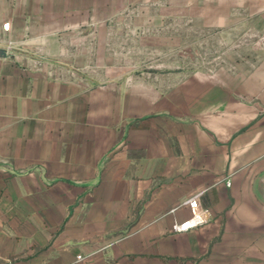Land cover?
<instances>
[{
    "label": "crops",
    "instance_id": "obj_1",
    "mask_svg": "<svg viewBox=\"0 0 264 264\" xmlns=\"http://www.w3.org/2000/svg\"><path fill=\"white\" fill-rule=\"evenodd\" d=\"M103 2L0 0V264H264V53L105 81Z\"/></svg>",
    "mask_w": 264,
    "mask_h": 264
},
{
    "label": "rangeland",
    "instance_id": "obj_2",
    "mask_svg": "<svg viewBox=\"0 0 264 264\" xmlns=\"http://www.w3.org/2000/svg\"><path fill=\"white\" fill-rule=\"evenodd\" d=\"M103 3L97 11L102 21L88 25L82 38L89 51L102 47L105 81L148 74L166 80L177 71H227L255 64L254 56L264 53V26L256 20L261 15L256 7H264V0ZM93 13L88 11V18L95 17ZM117 68L128 73L107 72Z\"/></svg>",
    "mask_w": 264,
    "mask_h": 264
},
{
    "label": "built area",
    "instance_id": "obj_3",
    "mask_svg": "<svg viewBox=\"0 0 264 264\" xmlns=\"http://www.w3.org/2000/svg\"><path fill=\"white\" fill-rule=\"evenodd\" d=\"M9 33H10V23H4L2 25V35H0V48H2L5 53H9L13 50L12 42L8 38ZM227 185L230 186L229 181L227 182ZM200 196L201 195H197L185 203L191 211V216L190 218H188L187 220L181 223L176 222L172 228L174 233L186 234L207 224L209 217L207 211L204 210L200 205V201H199ZM263 199H264V187H263Z\"/></svg>",
    "mask_w": 264,
    "mask_h": 264
}]
</instances>
